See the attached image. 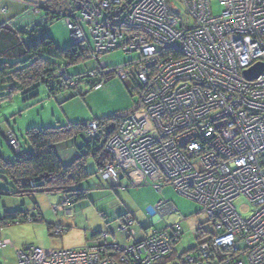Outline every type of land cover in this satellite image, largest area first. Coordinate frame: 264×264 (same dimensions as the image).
<instances>
[{
    "label": "built area",
    "instance_id": "obj_1",
    "mask_svg": "<svg viewBox=\"0 0 264 264\" xmlns=\"http://www.w3.org/2000/svg\"><path fill=\"white\" fill-rule=\"evenodd\" d=\"M67 1L71 40L85 45L89 35L95 61L117 50L138 56L116 68L99 63L88 75L131 81L138 95L105 143L112 160L100 178L114 186L126 178L159 194L170 186L201 205L213 231L176 264H264V70L246 77L264 66V0ZM97 136L89 123L86 139ZM242 197L253 206L248 218L233 205ZM146 211L154 220L174 212L165 200ZM132 224L125 219L117 232ZM109 235L115 239L99 233L78 249H22L17 264H158L181 238L178 225L131 244ZM9 246L0 239L1 250Z\"/></svg>",
    "mask_w": 264,
    "mask_h": 264
},
{
    "label": "rangeland",
    "instance_id": "obj_2",
    "mask_svg": "<svg viewBox=\"0 0 264 264\" xmlns=\"http://www.w3.org/2000/svg\"><path fill=\"white\" fill-rule=\"evenodd\" d=\"M5 1L6 3L1 6L7 11L4 24L15 25L14 21L18 22L23 17L28 21L32 20V17L27 16V10H24L23 4L29 5L25 1L41 6L49 0ZM180 12L183 14L182 9ZM212 12L214 16L222 12L216 1L212 2ZM43 18L44 15L37 18L39 24L44 22ZM46 35L52 38L60 51L72 44L70 32L63 19L50 23L46 27ZM88 37L92 45V40L89 35ZM92 53L91 50L90 55ZM137 58V54H125L117 50L100 57V63L108 68L120 67ZM58 64L66 66V63ZM95 66V60L89 59L68 67L67 74L71 77L86 74ZM130 86L133 89L131 91L133 97L129 92ZM5 94L6 92L0 91V155L5 159L11 158V150L5 140L7 136L11 139L10 144L15 150H26L29 147L25 136L30 128L68 127L119 117L131 111L138 102L137 91L132 82L124 83L118 78H112L98 90L81 83L76 91L61 92L55 97H51L43 86L28 93L12 94L9 99L2 100L1 95ZM83 145L82 137L71 138L57 144L55 149L62 164H71L80 155L79 151ZM86 169L90 177L80 185V188L86 192V199L70 206L62 194L38 193L32 198L0 195V239L10 244L7 249H0V264H17L16 252L26 248L78 249L90 243L94 234L103 232L114 234L115 239H112L111 235L109 239L116 240L119 244H131L152 232L164 230L171 232L172 227L178 225L181 238L174 245L176 254L175 260L171 263L176 264L180 255L195 246L199 247L208 237V233L213 231L212 222L203 214L201 205L179 195L170 186L161 194L151 186L131 184L126 178H122L119 185L114 186L100 178L91 157L87 159ZM8 188L6 181L0 179V189ZM161 200L168 201L174 212L154 220L146 210L154 207ZM233 205L243 218H248L253 211L252 204L243 197L235 200ZM53 207L62 208L63 211L55 213ZM14 210L26 212L36 219L40 215L41 221L28 220L21 224L3 223L4 213ZM67 211L70 215H67ZM125 219L133 221V224L127 228L128 233H134L129 239L128 233L117 232ZM51 224L59 225L64 229L60 238L53 237L49 232L48 225ZM198 230L200 231L197 232Z\"/></svg>",
    "mask_w": 264,
    "mask_h": 264
},
{
    "label": "trees",
    "instance_id": "obj_3",
    "mask_svg": "<svg viewBox=\"0 0 264 264\" xmlns=\"http://www.w3.org/2000/svg\"><path fill=\"white\" fill-rule=\"evenodd\" d=\"M25 5L27 16L32 17L31 21L23 17L18 22L15 20V25L8 23L0 26V86L2 87L0 91L6 92L5 95H1L2 100H7L18 92L28 93L40 86L45 87L51 97H55L61 92L76 91L81 83H86L91 89H95L97 85L106 84L112 79L110 77L104 79L101 75L95 79L88 76L96 69L100 60L95 61V68L86 74L75 77L67 74L68 67L93 59L90 55L91 50L93 51V43L91 45L88 35L87 44L72 42L71 46L63 51H60L52 38L46 35V27L50 23L59 19L65 21L67 18L66 13L69 9L67 0H49L41 6L32 5L30 2L29 5ZM42 15L45 20L39 24L37 18ZM22 22L30 23L27 26L25 24L20 26ZM59 62L66 63V66L59 65ZM62 70L66 79L60 76ZM131 91L133 89L130 86L129 92L133 97ZM118 121L119 117L94 121L93 123L98 126V136L92 140L85 137L89 123L68 127L30 128L25 136L29 147L26 150H15L10 144L11 139L7 136L5 140L11 150V158L5 159L0 155V179L6 181L9 188L0 189V195L32 198L38 193L62 194L69 206L85 200L87 195L80 185L90 177L86 169L87 159L93 158L98 170L112 160L104 147L106 141L116 131ZM78 137H82L84 141L79 151L80 155L71 164H62L55 149L56 145ZM28 220L41 221L40 215L36 219L26 212L14 210L5 212L2 222L21 224ZM55 226L58 225H48L50 233ZM97 234H94L93 238ZM175 254L176 252L166 257L160 264L172 263Z\"/></svg>",
    "mask_w": 264,
    "mask_h": 264
},
{
    "label": "water",
    "instance_id": "obj_4",
    "mask_svg": "<svg viewBox=\"0 0 264 264\" xmlns=\"http://www.w3.org/2000/svg\"><path fill=\"white\" fill-rule=\"evenodd\" d=\"M264 70V66L261 64H256L254 67H252L250 70L246 72V77L249 80L258 78Z\"/></svg>",
    "mask_w": 264,
    "mask_h": 264
},
{
    "label": "crops",
    "instance_id": "obj_5",
    "mask_svg": "<svg viewBox=\"0 0 264 264\" xmlns=\"http://www.w3.org/2000/svg\"><path fill=\"white\" fill-rule=\"evenodd\" d=\"M17 1H20V0H17ZM4 2L6 3L5 0H0V26L3 25V24L5 23V21H6V19H7V17H6V14H7L6 9L3 8V7L1 8V6L4 5V4H3ZM20 2H21V1H20ZM27 3H29V2H27ZM30 3H31V2H30ZM22 4H23V3H22ZM23 5H25V4H23ZM26 9H27V7H26V5H25V6H24V10H26ZM2 15L4 16V18H2ZM27 22H28V21H27ZM29 23H30V22H29ZM29 23H26V24H25L24 22H22L20 26H23L24 24L27 26V24H29ZM116 186H118V185H116ZM165 188H166V187H165ZM165 188H164V189H165ZM164 189H163V190H164ZM163 190H162V191H163ZM161 193H162V192H161Z\"/></svg>",
    "mask_w": 264,
    "mask_h": 264
}]
</instances>
